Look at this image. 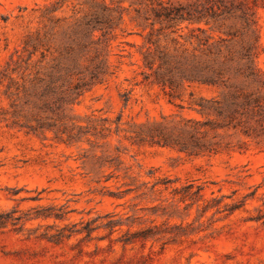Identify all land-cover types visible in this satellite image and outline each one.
<instances>
[{"label":"rangeland","instance_id":"374dc122","mask_svg":"<svg viewBox=\"0 0 264 264\" xmlns=\"http://www.w3.org/2000/svg\"><path fill=\"white\" fill-rule=\"evenodd\" d=\"M247 1L264 79V0ZM148 10L0 0V264H264V125L221 127L192 105L220 90L158 84Z\"/></svg>","mask_w":264,"mask_h":264},{"label":"trees","instance_id":"16d2710c","mask_svg":"<svg viewBox=\"0 0 264 264\" xmlns=\"http://www.w3.org/2000/svg\"><path fill=\"white\" fill-rule=\"evenodd\" d=\"M255 7L253 1L247 0H196L186 6L149 0L148 16L144 18L148 32L144 37L143 60L152 68L157 58V83L170 89L180 81L184 87L195 84L220 90L221 100L201 99L192 105L202 113L212 111L218 117V125L240 129L245 136L254 135L264 125V79L255 65L257 37L246 41L243 36L256 26ZM232 18L242 22L240 33L225 31V22ZM201 23L215 25L224 37H215L201 27L182 34L181 25ZM187 137L182 143L183 150H188L185 147L188 141L201 150L194 131L187 132Z\"/></svg>","mask_w":264,"mask_h":264}]
</instances>
